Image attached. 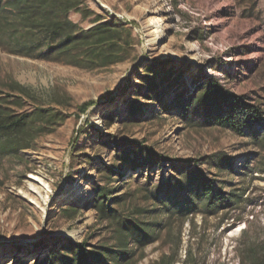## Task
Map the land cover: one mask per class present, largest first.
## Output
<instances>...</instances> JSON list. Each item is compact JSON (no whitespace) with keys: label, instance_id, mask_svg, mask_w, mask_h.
<instances>
[{"label":"rangeland","instance_id":"obj_1","mask_svg":"<svg viewBox=\"0 0 264 264\" xmlns=\"http://www.w3.org/2000/svg\"><path fill=\"white\" fill-rule=\"evenodd\" d=\"M86 4L133 28L135 58L101 67L75 65L73 58L84 60L82 53L55 52L47 59L11 52L2 42L23 41L25 33L20 29L14 39L8 37L9 29L22 26L14 5L0 6V102L9 112L42 109L64 116L37 136L31 149L0 158V264H43L50 249L65 239L120 248L118 224L103 220L95 207L102 187L110 190L114 199L108 204L118 218H140L158 230L143 258V250L130 241L125 248L136 253L126 264H160L162 259L240 264V247L264 240V142L257 139L264 124L250 128L246 122L240 134L212 124L202 106L185 109L174 99L181 93L189 100L205 75L219 80L241 104L264 112V0ZM70 16L83 28L91 26L80 13ZM154 19H160L156 27ZM159 29L165 35L153 41ZM168 58L174 60L171 70H182L179 83L166 89L165 69L157 66L159 89L148 99L144 74L153 61ZM88 101L94 104L79 116ZM217 153L230 158L225 167L217 163ZM189 158L199 162L185 163ZM199 168L216 180L219 193L245 190L242 206L215 215L199 209L188 217L170 209L188 198L181 182ZM66 207L77 211H62ZM232 216L238 217L234 223ZM245 230L247 239L242 238Z\"/></svg>","mask_w":264,"mask_h":264},{"label":"trees","instance_id":"obj_2","mask_svg":"<svg viewBox=\"0 0 264 264\" xmlns=\"http://www.w3.org/2000/svg\"><path fill=\"white\" fill-rule=\"evenodd\" d=\"M177 2V0H174ZM14 5L18 13V21L21 28L16 25L8 30L10 38L18 36L20 29H23L25 40H17L15 44L3 41V45L9 51L30 56H42L49 59L51 54L66 55L70 52L82 53L84 60L74 57L75 65L107 67L128 60L134 55L136 38L133 28L116 19L110 20L98 14L86 4V0H0L2 5ZM77 12L83 19H90L91 26L83 28L71 18V12ZM117 21V22H116ZM134 55V56H133ZM84 61V62H83ZM173 59L153 61L147 68L146 76L148 99H152L154 93L159 89L160 76L157 74V66L165 69L162 83L166 89H175L182 76L181 69L171 70ZM88 63V64H87ZM195 90L190 94L189 100L181 93L176 94L174 104L185 109H206V116L212 124L230 128L237 133H244L243 126L246 122L250 128L254 124H264V112L258 105L241 104L233 95L226 91L219 80L209 76H202L195 83ZM20 94L24 89L17 85ZM203 89L202 92H198ZM23 96V94H22ZM94 104V101L83 103L80 113ZM227 106H231L227 108ZM136 106H132L130 114L135 116ZM44 119V123L38 119ZM46 118V120H45ZM63 119L58 114H47L45 110L38 109L24 112H9L0 102V158L2 155L15 153L20 154L23 150L32 148L37 136L45 132L46 128L54 125L55 119ZM253 133L255 131L253 130ZM257 136V134H256ZM255 136V137H256ZM264 142V132L257 138ZM217 163L225 167L230 162L222 153L214 154ZM185 163L199 162L196 159H186ZM131 163L136 166L135 157ZM113 171V170H111ZM215 181L206 177L204 171L199 168L194 173L186 176V182L182 186L188 190V198L180 203L170 206L177 214L188 217L201 211L215 215L221 209L233 210L240 208L244 201L245 190H234L228 194L217 192ZM110 190L100 188L95 198V207L103 220L108 219L116 222L120 236V248L114 249L107 246H91L87 240L73 241L65 239L56 243L50 249L48 257L43 264H126L135 255L134 250L125 248L130 241L143 250L139 258H143L147 245L158 239V230L155 223L140 218H118L108 202L114 198L109 197ZM119 199V198H115ZM167 207V206H166ZM62 211L76 212V208L66 207ZM143 215L144 212H139ZM238 217H229L232 223ZM243 239L248 238V231L245 230ZM240 264H264V240L247 242L239 252ZM174 261L162 259L160 264H173Z\"/></svg>","mask_w":264,"mask_h":264},{"label":"bare ground","instance_id":"obj_3","mask_svg":"<svg viewBox=\"0 0 264 264\" xmlns=\"http://www.w3.org/2000/svg\"><path fill=\"white\" fill-rule=\"evenodd\" d=\"M160 21V19H154L151 24H152V27H156L157 26V23ZM165 33H164V30L163 29H159L157 30V33L155 34V37L153 38V41H158L160 40V37L161 36H164Z\"/></svg>","mask_w":264,"mask_h":264}]
</instances>
